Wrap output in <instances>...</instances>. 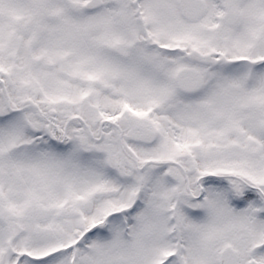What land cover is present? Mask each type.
<instances>
[{
	"label": "snow or ice",
	"instance_id": "6c2138e0",
	"mask_svg": "<svg viewBox=\"0 0 264 264\" xmlns=\"http://www.w3.org/2000/svg\"><path fill=\"white\" fill-rule=\"evenodd\" d=\"M0 264H264V0H0Z\"/></svg>",
	"mask_w": 264,
	"mask_h": 264
}]
</instances>
